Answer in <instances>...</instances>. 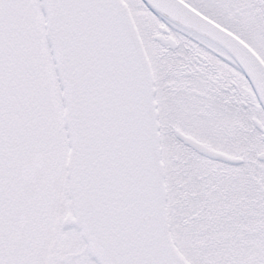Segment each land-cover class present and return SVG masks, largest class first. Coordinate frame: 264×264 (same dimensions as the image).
Returning a JSON list of instances; mask_svg holds the SVG:
<instances>
[{
	"label": "snow or ice",
	"instance_id": "6c2138e0",
	"mask_svg": "<svg viewBox=\"0 0 264 264\" xmlns=\"http://www.w3.org/2000/svg\"><path fill=\"white\" fill-rule=\"evenodd\" d=\"M0 264H264V0H0Z\"/></svg>",
	"mask_w": 264,
	"mask_h": 264
}]
</instances>
